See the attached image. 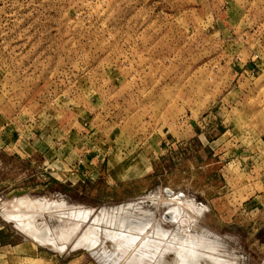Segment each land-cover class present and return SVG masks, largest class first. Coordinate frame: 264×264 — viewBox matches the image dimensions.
<instances>
[{
  "label": "rangeland",
  "instance_id": "rangeland-1",
  "mask_svg": "<svg viewBox=\"0 0 264 264\" xmlns=\"http://www.w3.org/2000/svg\"><path fill=\"white\" fill-rule=\"evenodd\" d=\"M262 23L264 0H0V117L94 174L3 150L2 240L31 256L2 264H173L196 238V264H264Z\"/></svg>",
  "mask_w": 264,
  "mask_h": 264
},
{
  "label": "crops",
  "instance_id": "crops-1",
  "mask_svg": "<svg viewBox=\"0 0 264 264\" xmlns=\"http://www.w3.org/2000/svg\"><path fill=\"white\" fill-rule=\"evenodd\" d=\"M260 25L262 27L258 26V33L260 34V37L264 38V24L262 23ZM263 48L264 46L262 47V49ZM0 119H1L0 120V157L1 155H4L3 150H5L6 152L15 153L16 156L19 157L20 159H25V158L29 159V158H32V156H34L37 150L40 151V147L43 146L44 147L43 149L45 151L44 155H46L45 156L46 160L43 163L44 166H42V168H44V171H46V173L49 175L54 174L52 172L55 169L54 167L61 165V163L69 167L74 162V161L69 162L66 159V156H64L65 151H66V146L64 145L63 140L62 142H59V140L56 141V139L54 141L52 140L50 144L46 146V142H47L46 139L43 140V142L45 143H42L39 140L34 141V138L30 137L31 134L33 136L36 135L35 133L36 131L34 130V126H33L34 124L33 125L31 123L12 124V123H9V120L7 119V117L4 121L2 117H0ZM31 122L34 123L33 120ZM30 138H33V140ZM80 139H82V137ZM66 145L68 144L66 143ZM62 150L64 151V153L62 152ZM76 155L77 156L74 160H78L79 158H82L83 159L82 164L84 167V148L82 144L79 145L78 150L76 151ZM261 156L264 157V150H262V154L260 155L258 154V159H260L259 157ZM29 161H33V160L31 159ZM79 177H82V173H79ZM262 209L264 210V208ZM2 229H3V226H0V264H2V262H5V261H7L6 263H10V262L14 263L12 258H15V255L17 257V254L18 255L22 254L23 258H29L31 256L30 253L21 252L22 249L29 251V252L31 251V248L28 245V241H20V242H15V243H12L9 241L4 242L2 240L4 238V235L1 232ZM17 251H20V253H16ZM35 251H37V248H35ZM8 253L12 255L8 256ZM35 260H38L37 261L38 263L42 262L41 258H38V257Z\"/></svg>",
  "mask_w": 264,
  "mask_h": 264
},
{
  "label": "bare ground",
  "instance_id": "bare-ground-1",
  "mask_svg": "<svg viewBox=\"0 0 264 264\" xmlns=\"http://www.w3.org/2000/svg\"><path fill=\"white\" fill-rule=\"evenodd\" d=\"M177 204L175 207H169L170 211H167L163 217V221H167L170 220L175 222V221H180L183 223V225L185 224V222H189L188 218H180V213L179 211L183 214H191L193 216H195L196 214H200L201 209L197 210V207H195V205L190 202L189 200H176L175 201ZM141 219V218H140ZM190 221L194 222V219L190 218ZM81 239H84V236H82ZM38 243L39 241L36 240ZM126 241L125 239L119 238V242L120 243H124ZM191 244V247L193 248L192 250H188V249H183V252L181 254H175L176 256V261L173 264H196L197 260L201 257L206 255L204 250H209V251H214L216 248L215 246H212L211 248H206L201 240H199L198 238L194 239V240H190L189 241ZM163 249V248H162ZM166 251H163V253ZM121 253V250H120ZM163 253H159V254H163ZM158 254V255H159ZM152 255H154V253H152ZM162 257V256H161ZM211 257V255H210ZM213 258V262L215 264H224L225 261H221V259L217 258V257H212ZM150 262H152L153 264H161V261H156L155 259L151 260Z\"/></svg>",
  "mask_w": 264,
  "mask_h": 264
},
{
  "label": "built area",
  "instance_id": "built-area-1",
  "mask_svg": "<svg viewBox=\"0 0 264 264\" xmlns=\"http://www.w3.org/2000/svg\"><path fill=\"white\" fill-rule=\"evenodd\" d=\"M83 159L82 158H79L78 160H76L73 164H71L69 167H68V173H67V176H72V175H79V173H82V177H77V180H81L83 181L84 178H87L88 180L90 178H93V174L90 173V169H87V170H84V167H83ZM83 167V168H82ZM82 170V171H81ZM81 171V172H80ZM84 175H86L84 177Z\"/></svg>",
  "mask_w": 264,
  "mask_h": 264
},
{
  "label": "water",
  "instance_id": "water-1",
  "mask_svg": "<svg viewBox=\"0 0 264 264\" xmlns=\"http://www.w3.org/2000/svg\"><path fill=\"white\" fill-rule=\"evenodd\" d=\"M166 192H167L168 194H170V193H171V191H170V190H166ZM180 196H182V197H183V195H182V194H180Z\"/></svg>",
  "mask_w": 264,
  "mask_h": 264
}]
</instances>
